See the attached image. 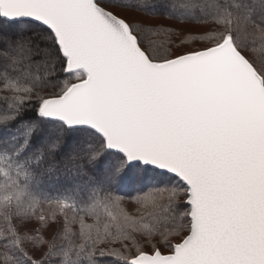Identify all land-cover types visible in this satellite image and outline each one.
Masks as SVG:
<instances>
[{"label":"snow or ice","instance_id":"1","mask_svg":"<svg viewBox=\"0 0 264 264\" xmlns=\"http://www.w3.org/2000/svg\"><path fill=\"white\" fill-rule=\"evenodd\" d=\"M0 264H264V0H0Z\"/></svg>","mask_w":264,"mask_h":264}]
</instances>
